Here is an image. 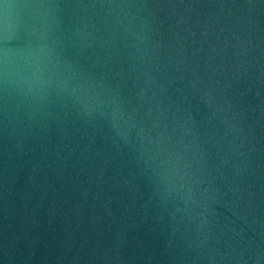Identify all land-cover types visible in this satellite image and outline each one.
<instances>
[{
	"label": "water",
	"instance_id": "water-1",
	"mask_svg": "<svg viewBox=\"0 0 264 264\" xmlns=\"http://www.w3.org/2000/svg\"><path fill=\"white\" fill-rule=\"evenodd\" d=\"M0 264H264V0H0Z\"/></svg>",
	"mask_w": 264,
	"mask_h": 264
},
{
	"label": "clouds",
	"instance_id": "clouds-1",
	"mask_svg": "<svg viewBox=\"0 0 264 264\" xmlns=\"http://www.w3.org/2000/svg\"><path fill=\"white\" fill-rule=\"evenodd\" d=\"M14 7L4 4L0 14V33H3L5 38L11 36L17 27L16 15L12 12ZM31 36L35 43H30L20 51L18 63L11 64L5 60L0 66V81L27 91H31L33 85L42 80L44 68L54 59L44 27L32 28Z\"/></svg>",
	"mask_w": 264,
	"mask_h": 264
}]
</instances>
